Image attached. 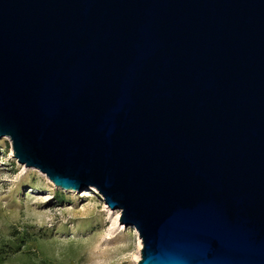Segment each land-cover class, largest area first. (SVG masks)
<instances>
[{"label":"water","instance_id":"obj_1","mask_svg":"<svg viewBox=\"0 0 264 264\" xmlns=\"http://www.w3.org/2000/svg\"><path fill=\"white\" fill-rule=\"evenodd\" d=\"M0 138L137 264H264V0H0Z\"/></svg>","mask_w":264,"mask_h":264},{"label":"rangeland","instance_id":"obj_2","mask_svg":"<svg viewBox=\"0 0 264 264\" xmlns=\"http://www.w3.org/2000/svg\"><path fill=\"white\" fill-rule=\"evenodd\" d=\"M120 216L95 188L64 190L19 164L11 139L0 138V240L13 232L36 239L5 264H137L138 233Z\"/></svg>","mask_w":264,"mask_h":264},{"label":"trees","instance_id":"obj_3","mask_svg":"<svg viewBox=\"0 0 264 264\" xmlns=\"http://www.w3.org/2000/svg\"><path fill=\"white\" fill-rule=\"evenodd\" d=\"M16 233L11 234L12 239L0 240V264H5L11 259L24 254V247L36 241L31 234L21 235Z\"/></svg>","mask_w":264,"mask_h":264},{"label":"bare ground","instance_id":"obj_4","mask_svg":"<svg viewBox=\"0 0 264 264\" xmlns=\"http://www.w3.org/2000/svg\"><path fill=\"white\" fill-rule=\"evenodd\" d=\"M142 241H140V239H139V243H140V246L142 245V243H141Z\"/></svg>","mask_w":264,"mask_h":264}]
</instances>
